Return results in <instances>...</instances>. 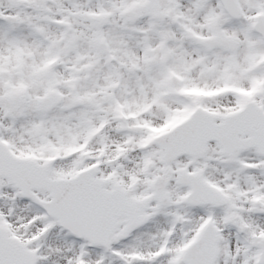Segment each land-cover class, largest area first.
<instances>
[{
    "label": "snow or ice",
    "instance_id": "6c2138e0",
    "mask_svg": "<svg viewBox=\"0 0 264 264\" xmlns=\"http://www.w3.org/2000/svg\"><path fill=\"white\" fill-rule=\"evenodd\" d=\"M0 264H264V0H0Z\"/></svg>",
    "mask_w": 264,
    "mask_h": 264
}]
</instances>
